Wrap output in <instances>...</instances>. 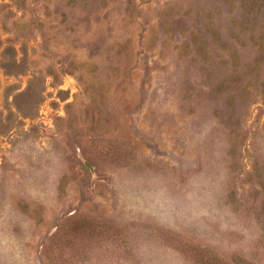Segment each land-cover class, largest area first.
Returning <instances> with one entry per match:
<instances>
[{
  "label": "rangeland",
  "instance_id": "374dc122",
  "mask_svg": "<svg viewBox=\"0 0 264 264\" xmlns=\"http://www.w3.org/2000/svg\"><path fill=\"white\" fill-rule=\"evenodd\" d=\"M0 264H264V0H0Z\"/></svg>",
  "mask_w": 264,
  "mask_h": 264
}]
</instances>
